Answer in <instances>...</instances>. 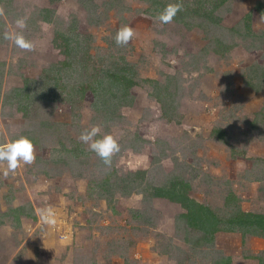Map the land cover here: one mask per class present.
<instances>
[{
	"label": "rangeland",
	"instance_id": "rangeland-1",
	"mask_svg": "<svg viewBox=\"0 0 264 264\" xmlns=\"http://www.w3.org/2000/svg\"><path fill=\"white\" fill-rule=\"evenodd\" d=\"M92 1L96 13L79 0H0V145L26 136L36 155L7 176L0 165V213L25 206L34 216L0 223V264H264V235L218 231L210 244L196 246V232L185 236L176 224L184 212L178 203L125 195L112 185L127 172L146 170L154 183L174 172L187 181L192 199L221 217L236 210L264 214V82L255 91L245 81L251 67L264 68V16L258 11L264 0H201L215 20L201 9L187 23L163 26L153 0ZM44 7L53 10L54 22L33 17ZM249 14L257 36H238L233 29ZM18 19L25 28L16 26ZM72 24L99 77L118 64L137 83L129 88L131 103L120 106L113 121L103 123L92 108L99 96L87 93L72 104L60 84L42 78L44 69L64 59L55 31ZM124 25L135 35L117 45ZM6 32L21 33L33 48L16 47L4 39ZM83 57L78 53L75 60ZM26 78L41 100L24 115L4 99ZM158 82L170 85L165 100L150 95ZM93 126L120 145L110 165L79 140ZM213 131L219 137L224 132V140ZM105 178L110 204L99 185ZM49 207L54 225L41 218Z\"/></svg>",
	"mask_w": 264,
	"mask_h": 264
},
{
	"label": "trees",
	"instance_id": "trees-1",
	"mask_svg": "<svg viewBox=\"0 0 264 264\" xmlns=\"http://www.w3.org/2000/svg\"><path fill=\"white\" fill-rule=\"evenodd\" d=\"M79 1L88 10H91L92 13H96L97 6L92 0ZM178 1H181V10L177 13L173 20L187 23V21L194 18L195 15L199 16L201 9L203 10L202 16L205 19L215 20V15H213L214 10H206V8L202 7L201 0H193L191 2L183 0ZM154 3L156 5L155 10L159 15L165 6L171 2L153 0V4ZM157 5H159V7H157ZM258 6V11L264 16V7H262V5ZM32 15L33 17H36V19L38 18L47 23L54 22V12L47 7L38 8L36 12H32ZM250 18V14L246 15L242 19L241 24L233 29L238 36H257V34L252 31ZM96 23H99V21H96ZM55 36L59 40V42H57V40L55 41V47L60 50L64 59L59 63L52 64L49 68L44 69L46 73L48 72V75L44 73L42 78H53L55 85L60 84L62 91H65V97L68 98L67 100H69L72 104H79L81 98L87 93L99 96L98 99H95L92 108L95 110L103 123L115 120L116 117L114 116V113L118 111L120 106L131 103L130 99L132 98L129 97V88L130 86L137 84L136 81H132V75L128 74L127 76L124 74L123 70L121 68L118 69V64H116L104 68V70L106 69V76L99 77L98 75L102 72L99 70L98 66L96 67V63L94 62H92L93 64L90 68L89 63L92 58L89 55L86 57L85 52L87 51V48L83 47L81 44L82 39L76 32L75 24L69 25L67 29L65 28V30H56ZM78 53L84 56L79 60V62L75 60L76 54ZM112 63L115 64L116 62L113 61ZM51 72L52 75H50ZM2 74L3 68L0 67V80ZM64 74L69 75L68 81H64ZM245 77L246 84L253 90L260 91L263 88L262 83L264 82V68L251 67ZM172 78L173 76H166V79L168 80L167 83L171 84ZM29 82L30 79L26 78L22 87L15 89L13 92L6 93V99H4L5 103L9 102L10 104H16L18 111L23 112L24 115L27 114L32 105H34V107L35 105L39 107V101L41 100L36 99V89V92L34 91V88L33 91H30ZM32 82L35 81L32 80ZM167 83L158 82L157 84H154L150 95L160 101L162 99L165 100L166 96L170 94L167 93V89L170 86ZM49 89L50 88H47V90ZM44 92L46 91L44 90ZM161 93H164L165 95L163 96ZM21 96L22 98H19ZM10 97L15 99H8ZM167 120L172 121L170 118ZM214 133L215 132L213 131V137H218L221 141L224 140V132L220 135V137L216 136ZM65 150L66 152H73L72 148H65ZM151 181L152 179H147L146 170H138L120 175L112 183V185L119 188L125 195L140 193L142 194L144 200L151 199L153 197H162L171 202L178 203L183 208L184 212L176 217V224L179 227L182 226V229L185 231V236L188 233L190 234L192 232H196L197 235L191 240V243H194L196 246L202 245L203 242V244H210L213 241L215 233L218 231H234L241 229L242 231L250 232L251 234L264 235V214L236 210L225 217H221L208 206L198 203L192 199L187 193V181L174 172L166 176L164 183H154ZM99 185L105 188V190L102 191V196L105 197L107 203L110 204L112 196L108 194L109 189H107V186H111L108 179L105 178L101 180ZM136 212L137 216H141L140 212L137 210ZM9 216H12L13 221L17 224H19L21 216L34 217L29 213V211H26L25 206H19L10 211L0 213V223H4V220ZM186 240L188 239L186 238ZM228 262L229 260L222 262V264H228Z\"/></svg>",
	"mask_w": 264,
	"mask_h": 264
},
{
	"label": "clouds",
	"instance_id": "clouds-1",
	"mask_svg": "<svg viewBox=\"0 0 264 264\" xmlns=\"http://www.w3.org/2000/svg\"><path fill=\"white\" fill-rule=\"evenodd\" d=\"M181 10L180 3H169L163 11L155 18L161 25L169 24ZM16 26L20 29L26 27L24 19L16 20ZM133 29L128 26H122L115 35L117 45H127L134 37ZM4 39L12 41L16 47L31 50L33 44L25 39L21 33H4ZM100 128L93 126L90 129L81 131L79 140L86 144L90 151L94 152L105 165H110L114 154L120 151V145L117 139L111 134L99 135ZM36 160L33 142L26 136H19L11 142L0 145V165H6L3 175L15 172L21 165H30ZM41 218L46 224L54 225L55 213L52 208L41 209Z\"/></svg>",
	"mask_w": 264,
	"mask_h": 264
}]
</instances>
